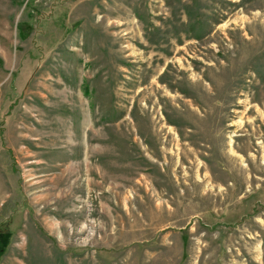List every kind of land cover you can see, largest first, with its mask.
<instances>
[{
  "label": "rangeland",
  "instance_id": "1",
  "mask_svg": "<svg viewBox=\"0 0 264 264\" xmlns=\"http://www.w3.org/2000/svg\"><path fill=\"white\" fill-rule=\"evenodd\" d=\"M2 241L264 264V0H0Z\"/></svg>",
  "mask_w": 264,
  "mask_h": 264
},
{
  "label": "trees",
  "instance_id": "2",
  "mask_svg": "<svg viewBox=\"0 0 264 264\" xmlns=\"http://www.w3.org/2000/svg\"><path fill=\"white\" fill-rule=\"evenodd\" d=\"M7 238V237H6ZM4 240H7V239H4ZM3 242V244H1L0 245V256H1V254L5 251V247H7L6 245H7V241H2ZM1 258V257H0Z\"/></svg>",
  "mask_w": 264,
  "mask_h": 264
}]
</instances>
